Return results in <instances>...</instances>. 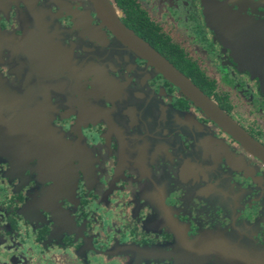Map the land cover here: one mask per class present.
I'll list each match as a JSON object with an SVG mask.
<instances>
[{
    "label": "flooded vegetation",
    "instance_id": "obj_1",
    "mask_svg": "<svg viewBox=\"0 0 264 264\" xmlns=\"http://www.w3.org/2000/svg\"><path fill=\"white\" fill-rule=\"evenodd\" d=\"M256 25L264 0H0V264H264V160L130 35L264 149L215 33Z\"/></svg>",
    "mask_w": 264,
    "mask_h": 264
},
{
    "label": "water",
    "instance_id": "obj_2",
    "mask_svg": "<svg viewBox=\"0 0 264 264\" xmlns=\"http://www.w3.org/2000/svg\"><path fill=\"white\" fill-rule=\"evenodd\" d=\"M220 33V32H219ZM136 44L143 50L145 57L150 60L158 70L181 92H183L197 107H199L211 120L217 123L224 130L229 132L243 145L253 149L256 154L264 160V149L255 144L232 120H230L215 104L202 94L185 76L169 65L163 58L154 52L147 44L140 41L133 34ZM223 39L231 38L229 47L234 52L237 60L244 61V67L255 74L264 88V27L256 25L249 33H220ZM229 36V37H228ZM234 39V41L232 40ZM226 40V39H225ZM237 53H244L246 56L239 57ZM250 60H253L252 64Z\"/></svg>",
    "mask_w": 264,
    "mask_h": 264
},
{
    "label": "rangeland",
    "instance_id": "obj_3",
    "mask_svg": "<svg viewBox=\"0 0 264 264\" xmlns=\"http://www.w3.org/2000/svg\"><path fill=\"white\" fill-rule=\"evenodd\" d=\"M220 31H216L215 30V33H216V35H217V38H218V40L221 42V43H223V45L224 46H228L229 45V43H228V40H225V39H223L219 34L220 33H222V32H220ZM28 247H27V244H24L20 249L22 250V254H21V258H20V261H18V263L17 262H14L15 260H13V262H12V264H24L25 263V261H26V259H27V249ZM37 257H36V260L39 258V255H36ZM6 261V260H5ZM22 261V262H21ZM98 262H100V261H97V260H93L92 262H91V264H98ZM100 263H102V262H100Z\"/></svg>",
    "mask_w": 264,
    "mask_h": 264
}]
</instances>
